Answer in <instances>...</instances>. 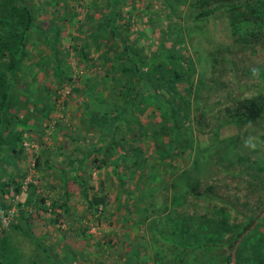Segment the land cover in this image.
<instances>
[{
    "label": "rangeland",
    "instance_id": "1",
    "mask_svg": "<svg viewBox=\"0 0 264 264\" xmlns=\"http://www.w3.org/2000/svg\"><path fill=\"white\" fill-rule=\"evenodd\" d=\"M0 1V12H15L10 32L4 34L8 36L21 29L16 12L24 9L13 0ZM52 1L21 0L33 12L34 31L24 44L21 60L10 74L4 72L12 78L8 113L18 120L12 127L20 130L22 139L15 143L21 147L19 152L0 145V264H152V259L173 264L166 252L173 249L163 247L168 241L156 236L153 229L158 231L160 226L151 223L162 213L157 206L170 204L163 200L169 191L159 187L143 201V192L148 190L144 175L157 161L159 172L166 171V160L175 174L189 164L194 150L185 147L181 155L175 150L164 157L158 154V149L168 146L170 116L154 106L146 90L136 98L139 78L128 67L131 60L110 38L109 28L100 26L104 14L116 33L146 61L142 70L151 93L171 97L181 140L211 141L213 154L231 160L239 152L263 179L264 107L253 121H225L218 127V136L212 129L215 114L223 115L229 95L241 92L239 86L246 94L255 90L264 94V80L256 71L264 66V33L246 38L241 25V31L232 34L224 11L208 16L198 28L199 23L189 16L187 0H59L58 5ZM162 35L172 61L160 54ZM81 46L85 55L78 53ZM151 57L162 65L150 63ZM4 59L0 57V66ZM55 62L61 64L59 74L53 69ZM175 68L183 72L185 82L170 85L164 77L172 76ZM200 69L203 84L198 86ZM150 74L161 78L156 83ZM185 86L190 87V109L177 99V94H186ZM201 110H206L202 119ZM121 155L136 156L141 166L130 165ZM130 166L134 167L132 176ZM239 166L247 167L234 160L231 168ZM204 175L218 198L187 196L172 209L210 216L212 209L222 206L235 228L230 225L210 238L205 231L216 229L212 222L217 217H192L187 222L191 230L204 236L193 248L174 243L177 250L185 249L180 264H223L224 244L244 225L243 215L252 212L257 202L252 191L245 197L234 188V184L241 185V178L224 174L215 164ZM117 176L122 178L121 187ZM204 179L198 183L200 190ZM82 184L89 194L105 193V204L93 212L87 209ZM54 198L64 201L66 210H51L49 202ZM24 229L35 238L26 236ZM155 246H162L155 251L157 258Z\"/></svg>",
    "mask_w": 264,
    "mask_h": 264
},
{
    "label": "trees",
    "instance_id": "2",
    "mask_svg": "<svg viewBox=\"0 0 264 264\" xmlns=\"http://www.w3.org/2000/svg\"><path fill=\"white\" fill-rule=\"evenodd\" d=\"M59 0H53L52 4H59ZM14 3L21 5L23 7V12H16L19 23L22 24L21 29L15 30L16 32H11L8 36H5V33L10 32V28L8 26L11 22H14L13 18L15 12H11V10L6 9V12H0V57H6L0 66V145L4 143L11 152H19L21 151V147L15 146V143L21 141L22 136L20 130H14L12 125L18 120L12 117L8 113V107L10 105L9 98V85L11 84V76H7L4 72L11 73L17 61L21 60L23 55L25 54L24 44L26 40L30 37L32 31H34L33 26V12L30 11V8L27 4H22L21 0H13ZM1 3V1H0ZM187 4L189 6V16L196 23L195 26L201 28L203 25L204 19L208 16H213L215 12L224 11L227 14L228 24L230 27V32L232 34L237 35L236 33L241 31L239 26L243 25L244 28L241 31L243 36L246 38H252L260 36L264 33V0H187ZM1 6V4H0ZM1 9V7H0ZM105 21H102L100 25L102 28H109V36L112 38V41L119 44L118 50L121 51L124 57L129 58L131 60L132 66L128 65V67H132L135 71L136 77L139 78V86L141 84V88L139 87V91H135L134 94L139 96L146 90L151 95L153 99L154 106L161 109L163 113H168L170 116V120L172 122L171 127H169L170 131L168 132V146L163 149H158V154H161L163 157L170 155L169 153L173 150L179 151L180 155L185 151V147L194 150L192 153L189 164L185 166L181 171L173 174V168L169 165L168 160L164 162V166L168 164V167L165 170H161L159 172L158 165L161 164L160 161H157L156 164H151L155 166V168H148L145 175L146 176V184L148 185V190L145 189L146 192H143V201L144 198L149 197L152 198L154 192L162 187L164 190L169 191L168 198H164L163 200L168 201L170 204H161L157 206V211H161V214H157V220L152 219L151 223L155 221L159 224L160 228L157 231V228H154L153 231L156 233V236L162 241L167 242L168 244H164V248L171 250V252L166 251L170 254L169 262L172 261L173 264H180L181 256L185 249L177 250V247L174 243H179V246L182 248L187 246L188 248H193L196 243H198L200 239V235L203 237L204 233L198 232L196 230H191L189 224L187 222L193 221L192 217L200 216L203 219H207L209 217H217L216 221L212 222L215 226V230L206 229L205 233L207 237L215 238V233L222 229H230V225L227 221V212L223 209L222 206H218L212 209L211 215L208 216L206 213H194V212H177L175 209H172V205L175 203L182 204L184 202V198L187 196H196L200 198H218L217 192L211 189L213 186L212 182L204 179L206 176L204 175V171L210 165L215 164L219 170H221L224 174L229 175L230 177H239L243 180L241 185L234 184V188L237 190L243 191V196H247L248 192L255 193L256 203H254V208L252 212L247 215H243L245 220L244 225L237 229L234 233V236L224 244L225 247V255L223 259V264H264V179L263 177L251 169L249 166V160L247 156L240 154L239 152L235 154V158L233 160L228 159L226 155H219L216 153H212L210 150V142L203 144L201 143V139L192 137L189 141H182L181 137L183 134L178 130L177 120L172 116L173 108L170 105V98H162L154 92L151 93L152 86L149 85V79L143 76L142 67L145 64L144 58L138 54L137 50L132 49V47L125 42L124 38L120 37L116 33V28L112 24V21L109 20V17L104 14ZM101 27L98 31L101 30ZM141 36H144V32L141 33ZM264 36V34H263ZM100 36H96L98 39ZM120 40V42H119ZM159 50L160 54L163 53L166 57L169 58V61L173 59V54L169 52V49L163 42V35L161 36ZM84 44V43H82ZM79 54L85 55V50L83 46L78 49ZM151 62H155L156 66L162 65L160 61H156V58H152L149 60ZM180 61H182L180 59ZM155 65V64H154ZM184 65L189 67L187 62H184ZM54 71L56 74H59L61 71V64L55 62L54 63ZM165 71V70H164ZM259 77L264 80V66L260 67L256 70ZM202 69L198 71V86L203 84L201 79ZM154 82L157 83V79L161 78V75L156 76L150 74ZM137 78V79H138ZM167 79L169 84H175L177 82L184 83L183 72L175 68L173 71V75L170 77H164ZM4 83V84H3ZM2 84V86H1ZM188 85L191 86V83L188 82ZM184 88V86H182ZM186 87V86H185ZM170 88V87H169ZM239 86V93H232L228 98L230 104H226L223 106L222 112L223 115L215 114V127L212 129L213 133L218 136L219 130L218 127L225 121H238V122H247L253 121L256 117L260 115L264 107V94L261 93V90H255L252 93L246 94L245 88ZM189 89V90H188ZM187 90L190 91V87H186V94L181 93L177 94V99L183 101L185 103L186 108L190 109L191 100L188 96ZM213 104L209 107L211 109ZM196 107V105H194ZM200 115L203 116L206 113V110H201ZM215 113H219L217 110ZM11 118V119H9ZM13 122V123H12ZM141 127V125H139ZM6 131L5 134H3ZM216 136V137H217ZM179 137V138H178ZM180 139V140H179ZM220 139V138H218ZM112 145V143H111ZM190 146V147H189ZM192 146V147H191ZM122 159H129V163L132 166L140 167L136 156L129 157L128 155H121ZM222 160H225V163H222ZM243 162L247 167H235L231 168L233 162ZM120 160H118L119 162ZM38 158L35 157L34 163L37 165ZM166 167H164L165 169ZM172 168V169H171ZM158 171V174L157 172ZM168 171V173H167ZM118 172V171H117ZM155 172V173H154ZM134 173V167L130 166V176ZM119 172L117 173V175ZM169 178H166L165 176ZM76 177V175H74ZM118 177V186L122 183V178ZM157 178V180H155ZM200 179H204V187L200 190L198 189V183ZM14 189L17 190V184L13 185ZM240 188V189H238ZM81 193L84 199L85 207L87 209L93 210L97 209L98 205H103L106 202L105 193L101 192H92L88 193L83 186L81 185ZM120 190L116 193L118 196L120 195ZM142 194V193H141ZM39 201H43L42 197L38 198ZM121 201V198H119ZM186 199V198H185ZM220 200H223L221 198ZM152 204V200L150 201ZM246 203V202H244ZM51 210L55 211L56 207L65 209L64 201H59L58 198L51 199L50 202ZM149 205V204H148ZM153 205V204H152ZM235 228V225L232 226ZM24 234L31 239H34L35 236L28 231L27 229L23 230ZM198 233V234H197ZM172 243V245L170 244ZM156 247V246H155ZM162 247V246H160ZM160 247H156L153 252V256L156 257L155 251H158ZM159 259V258H158ZM130 262V261H128ZM126 262V264L128 263ZM62 264V263H59ZM152 264H160L152 259Z\"/></svg>",
    "mask_w": 264,
    "mask_h": 264
}]
</instances>
